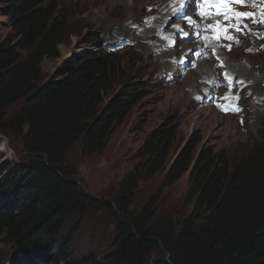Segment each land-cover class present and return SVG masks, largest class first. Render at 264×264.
Returning a JSON list of instances; mask_svg holds the SVG:
<instances>
[{
  "label": "trees",
  "instance_id": "trees-1",
  "mask_svg": "<svg viewBox=\"0 0 264 264\" xmlns=\"http://www.w3.org/2000/svg\"><path fill=\"white\" fill-rule=\"evenodd\" d=\"M4 5L9 33L0 38V133L17 140L26 160L2 172L0 241L18 252L17 264L65 260L69 244L52 254L58 237L91 210L116 222L117 237L100 264H149L156 252L154 264H264L263 140L233 161L194 136L171 157L173 115L146 137L110 202L88 197L66 165L67 154L78 143L83 155L101 153L146 98L147 85L124 83V65L96 33L83 37L87 51L44 80L41 64L58 59L71 35L68 20L57 0ZM161 173L165 187L188 173L187 215H160L155 199L131 212L138 186Z\"/></svg>",
  "mask_w": 264,
  "mask_h": 264
},
{
  "label": "rangeland",
  "instance_id": "rangeland-1",
  "mask_svg": "<svg viewBox=\"0 0 264 264\" xmlns=\"http://www.w3.org/2000/svg\"><path fill=\"white\" fill-rule=\"evenodd\" d=\"M165 1L57 0L58 10L68 20L71 35L66 44L59 46L58 59L42 62L44 80L53 77L64 60L87 51L82 44L83 39L96 33L103 36L104 43L108 45L119 41L134 44L110 54L119 57L124 65V83L141 82L147 85L146 98L133 106L101 153L83 155L78 143L67 154L66 165L74 171V181L92 199L111 201L122 179L136 164L137 153L146 137L173 115L178 118V129L171 157L194 136L200 137V145L223 151L233 161L246 153L252 141H264V53L248 55L245 50H237L227 56L229 68L237 77L252 81L257 78L253 90L257 96L263 92L262 102L255 100L258 106L252 104L249 108L246 103V111L239 109L236 113L238 121L232 117L234 115H226L224 98L198 101L201 95L199 86L202 85L199 77L204 69L199 68L200 72L185 77L168 75L167 70L171 68L169 60L177 56L179 50L174 52L164 35L152 38L153 32L147 30V26H126L129 22L139 23L143 16L148 15L147 7L153 8L155 3L163 4ZM4 6V0H0V38L9 33L8 21L2 14ZM158 45L166 48V57H159L161 49H156ZM89 51L95 52L92 49ZM239 65L245 70L243 74L232 69V66ZM206 67L209 72L204 70L202 75L211 77L213 63H207ZM1 146L11 154L0 148V183L6 166L14 167L26 160L16 139L0 133ZM162 179L163 173L138 186L131 212L138 213L151 199L157 200V213L160 215L180 216L190 212V206L184 207L188 173L170 187L163 186ZM116 237V222L102 211L91 210L84 218L70 220L62 230L52 254L56 256L69 244L68 250L64 251L66 258H54L52 264H100ZM159 257L156 252L149 264H154ZM20 259L13 246L0 241V264H17Z\"/></svg>",
  "mask_w": 264,
  "mask_h": 264
},
{
  "label": "snow or ice",
  "instance_id": "snow-or-ice-1",
  "mask_svg": "<svg viewBox=\"0 0 264 264\" xmlns=\"http://www.w3.org/2000/svg\"><path fill=\"white\" fill-rule=\"evenodd\" d=\"M205 2L207 3L208 0H205ZM180 3H181V7H183V4H184V0H180ZM221 3L224 5V7H227L229 4L231 3H236V4H241L243 5L244 3V0H221ZM254 6V5H253ZM174 12L178 11V9H173ZM223 9L222 8H218V11L216 13V15H220L222 13ZM201 15H205L204 12H201ZM225 18L226 19H232L233 17L236 19L237 23L236 24H232V25H229V27H233L235 28L236 30H241L240 27H239V21L241 18H249V17H253L254 14L253 13H248V12H230V13H225ZM190 24L193 23L191 20L188 21ZM255 22V21H254ZM261 22H264V20H262ZM208 27H213L214 30L216 29H219L222 33L223 32H227V27H221L220 25H216V26H208ZM226 39H233V37L231 36H225ZM239 41H237L238 43ZM230 50V48H229ZM248 51H251L250 49ZM221 66H223L221 64ZM225 76L228 77V74L225 73Z\"/></svg>",
  "mask_w": 264,
  "mask_h": 264
},
{
  "label": "bare ground",
  "instance_id": "bare-ground-1",
  "mask_svg": "<svg viewBox=\"0 0 264 264\" xmlns=\"http://www.w3.org/2000/svg\"><path fill=\"white\" fill-rule=\"evenodd\" d=\"M260 9H264V7H262V8H259V10ZM161 26H163V23H162V25ZM168 55V54H167ZM168 64V63H167ZM200 68H202V69H204L205 70V72H209V70L207 69V67H206V63H202V64H200V66H199ZM166 68V67H165ZM193 68L194 69H196L195 67H194V65H193ZM210 69V68H209ZM231 69V68H230ZM232 69L233 70H235V71H238V72H240V73H244L243 71H245L244 69H243V67L242 66H235V67H233L232 66ZM200 70V69H199ZM204 70H202V73H203V71ZM211 70V69H210ZM200 72V71H199ZM202 73H201V75L200 76H202ZM196 74V73H195ZM204 74V73H203ZM210 74V73H209ZM206 75V74H205ZM196 77V76H195ZM210 77V76H209ZM200 79H201V77H199ZM211 78V77H210ZM186 80V79H185ZM195 80V79H194ZM194 80H192V81H194ZM254 81H257V78H255V79H253ZM189 81V80H188ZM190 83H192V82H190ZM199 83V82H198ZM193 84V83H192ZM192 87H193V85H191ZM200 87V86H199ZM193 89V88H192ZM195 90H196V88H195ZM190 95V94H189ZM201 114V113H200ZM2 150H4L6 153H8V149L6 148V147H4V146H1L0 147Z\"/></svg>",
  "mask_w": 264,
  "mask_h": 264
},
{
  "label": "water",
  "instance_id": "water-1",
  "mask_svg": "<svg viewBox=\"0 0 264 264\" xmlns=\"http://www.w3.org/2000/svg\"><path fill=\"white\" fill-rule=\"evenodd\" d=\"M57 72H58V71H57ZM57 72H56L55 76L57 75ZM8 153L11 154L9 151H8Z\"/></svg>",
  "mask_w": 264,
  "mask_h": 264
}]
</instances>
